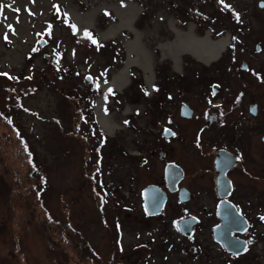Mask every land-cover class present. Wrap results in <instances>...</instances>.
<instances>
[{
  "label": "rangeland",
  "instance_id": "1",
  "mask_svg": "<svg viewBox=\"0 0 264 264\" xmlns=\"http://www.w3.org/2000/svg\"><path fill=\"white\" fill-rule=\"evenodd\" d=\"M205 1L189 8L191 0H0V73L12 76H0V116L15 121L19 132L15 139L9 122H0V264H234L211 234L214 197L188 205L204 221L196 232L183 233L172 224L182 206L173 203L165 217L141 220L137 208L125 207L127 199L112 196L116 177L129 175L137 155L147 154L151 168L158 163L154 156L161 125L173 117V102L181 100L183 89L188 91L181 75L197 66L184 53L174 68L159 44L172 41L175 30L193 26L199 37L206 32L213 39L229 35L228 46L212 63L241 61L239 56L264 59V52L248 57L250 44L253 54L264 49V6L259 5L264 0ZM68 10L82 16L91 12L85 16L89 25L78 30ZM116 11L123 20L134 18L132 28L102 40L99 34L122 20ZM102 12L111 18L100 17L97 25ZM186 12L194 17L189 23L184 22ZM204 16L213 19L204 21ZM63 17L75 26L77 38L94 30L100 43L118 42L124 64L127 44L137 33L152 86L134 64L122 90H101L97 83L110 81L124 66L119 54L111 48L97 52L84 39L74 41ZM59 47L63 57L58 59L52 52ZM51 63L69 70L56 71ZM90 75L98 96L84 82ZM99 98L119 125L112 135L98 128L94 105ZM170 153L167 159L175 155ZM98 192L103 196L99 206ZM254 230L260 236L253 254L264 250V224Z\"/></svg>",
  "mask_w": 264,
  "mask_h": 264
},
{
  "label": "flooded vegetation",
  "instance_id": "2",
  "mask_svg": "<svg viewBox=\"0 0 264 264\" xmlns=\"http://www.w3.org/2000/svg\"><path fill=\"white\" fill-rule=\"evenodd\" d=\"M259 5L264 6V2ZM251 46L248 57L256 58L264 52L259 47L258 53L253 54L255 45L252 50ZM237 59L241 61L236 62L235 58L226 64L193 59L197 66L187 68L181 75L188 91L183 89L186 92L181 100L173 102L177 104L173 117L166 118L159 130V149L154 156L158 163L153 161V169L147 154L137 155L133 164L136 166L128 169L129 175L116 177V188L109 195L113 193L120 202L127 199L125 207L130 209V204L137 208L136 215L141 220L165 217L173 203L180 205L181 214L172 224L178 225L181 232L179 224L184 221L188 233L199 230L204 221L188 205L214 197L216 205L210 211L213 237V229L221 224L218 209L221 202L227 201L246 222L244 231L231 232L232 237L245 242L246 248L240 254L225 250L229 259L234 264H257V261L264 264V250L250 253L260 236L254 228L264 224V59L247 61L240 56ZM173 151V159H167ZM155 153L156 150L151 154ZM169 164L177 169L171 187L174 191H170L165 177L164 169ZM149 187L154 193L150 204H158L157 197L163 196L161 211L155 215L146 208L145 191ZM98 195L99 206L103 196L100 192Z\"/></svg>",
  "mask_w": 264,
  "mask_h": 264
},
{
  "label": "bare ground",
  "instance_id": "3",
  "mask_svg": "<svg viewBox=\"0 0 264 264\" xmlns=\"http://www.w3.org/2000/svg\"><path fill=\"white\" fill-rule=\"evenodd\" d=\"M91 13V12H90ZM78 15L74 12L67 11L66 14L73 20L78 30H83L84 27L89 25L86 22L85 16L90 15ZM117 13V11H116ZM117 17L121 18L120 22L113 23L107 27L106 30L99 34L100 38H114L124 27L132 28L134 18L124 19L120 13H117ZM175 38L169 43L159 44V48L164 58L172 59L174 68H179L181 62V55L184 53L189 54L191 57L198 59L201 62L210 63L218 59L221 53L225 50L229 43V35L220 36L218 38H212L210 32H206L202 37L195 35L194 27L191 26L187 31L175 30ZM133 40L127 44L128 54L124 66L115 73L110 81L106 83L98 82L99 88L105 90L107 87H113L115 90H122L129 80V69L132 65L136 64L141 71L144 72L145 82L148 86H152V71L149 61L145 60L143 50L137 46L138 34L134 33ZM133 53L135 57H133ZM95 118L98 124V128L102 132L108 135H112L118 128L119 125L116 123L109 113H105L103 110V101L101 98L97 99L95 103Z\"/></svg>",
  "mask_w": 264,
  "mask_h": 264
},
{
  "label": "water",
  "instance_id": "4",
  "mask_svg": "<svg viewBox=\"0 0 264 264\" xmlns=\"http://www.w3.org/2000/svg\"><path fill=\"white\" fill-rule=\"evenodd\" d=\"M88 79L90 80L89 77ZM164 170H165L166 181H168L170 191H174L175 188H171V187L173 186V183H175L176 181L174 179L175 175L177 174L176 166L169 164L165 167ZM145 193H146V204H147L146 208H147L148 213L153 214V215H155L156 213H159L163 206V204L161 203L163 200V196L157 197V200L159 201V203L152 205L150 204V199L153 198L154 193H152L151 187L147 188ZM218 217H219L221 224L216 226L213 229L215 240L221 243V245L224 246L225 250L230 254L242 253L246 248L245 242L234 236L232 237L231 232L244 231L243 228L246 225L245 220L242 219L238 211L235 210L234 206L229 204L227 201L221 202V205L218 209ZM237 222H240L241 225L237 226ZM179 225H180V230L183 233L189 232L188 225L185 224L184 221H181Z\"/></svg>",
  "mask_w": 264,
  "mask_h": 264
},
{
  "label": "trees",
  "instance_id": "5",
  "mask_svg": "<svg viewBox=\"0 0 264 264\" xmlns=\"http://www.w3.org/2000/svg\"><path fill=\"white\" fill-rule=\"evenodd\" d=\"M201 1H205V0H191V3L189 5V8L194 7L196 4L198 6H200L201 3H202ZM173 8L179 9V6L177 7V4L175 3V4H173ZM54 11H55V14L56 15H61V13H62V9L59 8L58 6H55L54 7ZM146 11H147V9L145 8V11L143 12V15L146 14ZM224 12H226V11H224ZM239 15H241V14H238V16H237L238 18H239ZM100 17H105V18L108 17V18H111L110 15H109V13H106V12L103 13L102 12L97 17V25H98L99 22H102V18H100ZM186 18H187V20L184 21L185 23H189L192 20H194V17L191 14L187 13V12H186ZM62 19L64 20L66 26L69 27V29L72 31V38L74 39V41L77 42V41H80V39H84L87 42H89L90 46L92 47L91 49L95 48V50L97 52L103 51L105 48H111L112 50H115V52L117 54H119V56H120V58H119L120 65H123L124 64V58H125V53L124 52L125 51L123 50L122 46L118 42L114 41V42H108V43H103L102 44V43L99 42V40H97V35L94 32V30L86 31L88 34H90V38H89V36H86L85 34H84V36L82 38L81 37L80 38H77V37H75V33H76L75 26L71 23L70 19H66L64 17ZM212 19H213L212 17H208V16H204V18H203L204 21H212ZM136 27L140 31L143 30L138 25ZM96 29H99L100 31H102V29H104V27L103 28H99L98 26H96ZM93 40H95L96 43H93L92 42ZM60 48L61 47H59V50H56V51L52 52V53H55L56 55H58V59L63 57L62 53H60ZM51 65L54 68V70H56V71H60L61 69H63V72L65 73V72H67V70H69V67H67V66H62V65L61 66L60 65L58 66V65H55L53 63H51ZM65 68H67V70H64ZM131 72L133 73L134 71H131ZM0 76L1 77H4V78L6 77L8 79H11L12 78V76H10V74L5 73V72L4 73H0ZM88 77L90 78V81H87V79H86V80H84V82L85 83L88 82V84L91 85V87L93 88V91L95 92L94 95H97L98 96L99 91L94 89L95 88V84H94V81L93 80H94L95 77L92 76V75H90ZM135 77L137 78V81L136 82H138L139 85L141 86L140 89L142 90V92H146V88L144 87L143 82H141L142 81L141 78L140 77H137V76H135ZM131 83H133V82L131 81ZM108 91H109V89H108ZM110 92H112V90ZM103 95L105 96L106 94H103ZM0 115H3V114H0ZM5 121H6V123L9 122L7 125L9 126L10 131H11V128L13 129L14 136H15V139H16V137H18L19 132L16 129L17 126L15 125V121L9 120V118L7 116H0V122H3L6 125ZM4 137H6V136H4ZM32 155L33 154H31L30 157H32ZM16 183H17V186L20 187V185H19L20 183H18V182H16Z\"/></svg>",
  "mask_w": 264,
  "mask_h": 264
},
{
  "label": "snow or ice",
  "instance_id": "6",
  "mask_svg": "<svg viewBox=\"0 0 264 264\" xmlns=\"http://www.w3.org/2000/svg\"><path fill=\"white\" fill-rule=\"evenodd\" d=\"M221 2H222V0H221ZM3 6L2 5H0V8H2ZM85 35L86 36H89V38H90V34H88L87 32L85 33ZM5 39H7V35L5 36ZM93 43H96V41L95 40H93L92 41ZM111 91V89H109V92ZM262 219H264V218H262Z\"/></svg>",
  "mask_w": 264,
  "mask_h": 264
}]
</instances>
